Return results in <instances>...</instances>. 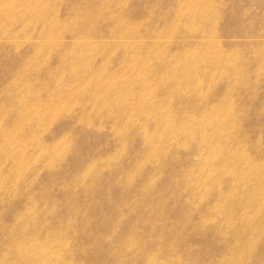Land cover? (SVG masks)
<instances>
[{"label": "rangeland", "instance_id": "rangeland-1", "mask_svg": "<svg viewBox=\"0 0 264 264\" xmlns=\"http://www.w3.org/2000/svg\"><path fill=\"white\" fill-rule=\"evenodd\" d=\"M0 264H264V0H0Z\"/></svg>", "mask_w": 264, "mask_h": 264}]
</instances>
